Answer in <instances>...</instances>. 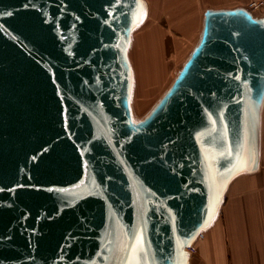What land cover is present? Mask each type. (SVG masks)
<instances>
[{
  "label": "water",
  "instance_id": "obj_1",
  "mask_svg": "<svg viewBox=\"0 0 264 264\" xmlns=\"http://www.w3.org/2000/svg\"><path fill=\"white\" fill-rule=\"evenodd\" d=\"M146 15L144 0H0V264H191L228 184L257 169L264 16L205 10L136 120L127 51Z\"/></svg>",
  "mask_w": 264,
  "mask_h": 264
},
{
  "label": "crops",
  "instance_id": "obj_2",
  "mask_svg": "<svg viewBox=\"0 0 264 264\" xmlns=\"http://www.w3.org/2000/svg\"><path fill=\"white\" fill-rule=\"evenodd\" d=\"M145 1L151 24L145 33L146 45L155 49L165 47L164 39L177 47L191 46L199 37L205 10L244 8L252 0ZM152 30H157L158 37ZM193 249L195 264H264V104L257 169L228 184L216 220Z\"/></svg>",
  "mask_w": 264,
  "mask_h": 264
},
{
  "label": "bare ground",
  "instance_id": "obj_3",
  "mask_svg": "<svg viewBox=\"0 0 264 264\" xmlns=\"http://www.w3.org/2000/svg\"><path fill=\"white\" fill-rule=\"evenodd\" d=\"M145 5L147 7V15H146V19H145L141 28H143L147 24L148 16H149L148 5H147L146 1H145ZM195 44L193 45V47L195 46ZM131 45H132V40H131V44H130L129 51H128V60H129V63L131 65V70L133 72V93H134L135 85H137V83H138V85H140V94H139L140 100L138 103V109H142V107L144 105H147L149 103L148 109L142 115V116H144L146 113H148L150 111V109L154 106V104L159 100V98H161V96L170 87L171 83L173 82L174 78L176 77L178 71L181 69L182 65L184 64V62L187 59V57L189 56V54L187 55L186 59H184L181 62V65L179 66V68L174 69L173 73L171 74V77L165 78L164 73L163 74L157 73L158 66L164 67V65L161 63V61H163L161 59V56L163 54H161V52H159V50L157 48L153 49V47L150 48L146 45L142 46L140 43L136 47L135 51L133 50V52H131ZM140 45H141V47H140ZM161 47H158L160 49V51L162 50ZM192 48H191V50H192ZM191 50H190V52H191ZM140 54H141V57L143 58L142 61H140ZM157 63H158V66H157ZM142 66H143V68H142ZM160 89H161V93L158 95V97H155L157 95V93L160 91ZM150 102H152V104H150ZM131 109H132V106H131ZM132 111H133V109H132ZM200 236H202V235H200ZM198 239H199V236L191 244V247L194 246L195 242ZM185 251H186V249H185ZM187 253L190 255V253L188 251H187Z\"/></svg>",
  "mask_w": 264,
  "mask_h": 264
},
{
  "label": "rangeland",
  "instance_id": "obj_4",
  "mask_svg": "<svg viewBox=\"0 0 264 264\" xmlns=\"http://www.w3.org/2000/svg\"><path fill=\"white\" fill-rule=\"evenodd\" d=\"M142 25L139 26V27H137V28H135L132 31L131 35H130V44H131V40H132L131 52H133V50L135 51L136 47L140 43H141L142 46H144V45L147 44V41L145 39V37H146L145 36V33L148 32V31H150L151 24L148 22L143 28H141ZM151 32L158 37V34L159 33L157 32V30H152ZM164 40L167 43V44H165V47L164 48L161 47V49H162L161 51L157 47V49L159 50V52H161V54H163L161 56V59H163V61H161V63L164 65V67H161V66L159 67L158 66V63H157V66H158L157 73H159V74H163L164 73L165 74L164 75L165 78H167V77L170 78L171 77V74L174 71V69H178L179 66L181 65V62L184 59H186V57L189 54L191 48L193 47V44L196 41V39H195L194 43L191 46H185V47L184 46L183 47H177V46H174L173 44H171V42H170L169 39H164ZM130 44H129V47H130ZM141 45H140V47H141ZM146 46L150 47L149 45H146ZM154 48L156 49V46H154ZM128 51H129V48H128ZM128 51H127V59H128ZM142 60H143V58L141 57V54H140V61H142ZM128 62H129V60H128ZM142 68H143V66H142ZM160 93H161V89H160V91L157 93V95L155 97H158V95ZM139 94H140V85H138V83H137V85H135L134 93L132 94L131 101H130V108L132 106V109H133V111L131 109V113L133 115V118L136 119V120H141L142 118H144L148 114V113H146L144 116H142L145 113V111L148 109V104L149 103L147 105H144L142 107V109H138V103H139V100H140ZM160 99L161 98H159V100ZM150 104H152V102H150ZM190 251H191L190 252V260H191V263L192 264H195V262L192 260V257L194 255V249H193V247H191Z\"/></svg>",
  "mask_w": 264,
  "mask_h": 264
},
{
  "label": "built area",
  "instance_id": "obj_5",
  "mask_svg": "<svg viewBox=\"0 0 264 264\" xmlns=\"http://www.w3.org/2000/svg\"><path fill=\"white\" fill-rule=\"evenodd\" d=\"M246 8L254 16H264V0H252L246 5ZM202 236H199L201 238ZM191 249V248H190ZM190 249H186V252H191Z\"/></svg>",
  "mask_w": 264,
  "mask_h": 264
}]
</instances>
